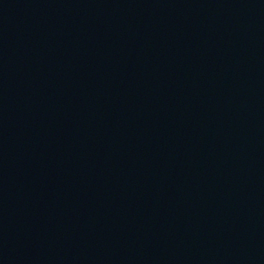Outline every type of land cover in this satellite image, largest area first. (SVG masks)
<instances>
[{
    "label": "water",
    "instance_id": "obj_1",
    "mask_svg": "<svg viewBox=\"0 0 264 264\" xmlns=\"http://www.w3.org/2000/svg\"><path fill=\"white\" fill-rule=\"evenodd\" d=\"M0 264H264V0H0Z\"/></svg>",
    "mask_w": 264,
    "mask_h": 264
}]
</instances>
